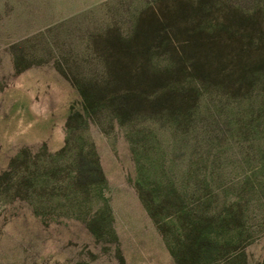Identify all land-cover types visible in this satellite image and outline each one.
Listing matches in <instances>:
<instances>
[{"label": "rangeland", "instance_id": "374dc122", "mask_svg": "<svg viewBox=\"0 0 264 264\" xmlns=\"http://www.w3.org/2000/svg\"><path fill=\"white\" fill-rule=\"evenodd\" d=\"M112 66L156 104L146 120L101 108L87 124L108 212L0 200V264H178L169 183L189 214L207 211L209 264H264V0H0V171L62 146L81 102L65 68L101 83Z\"/></svg>", "mask_w": 264, "mask_h": 264}, {"label": "trees", "instance_id": "16d2710c", "mask_svg": "<svg viewBox=\"0 0 264 264\" xmlns=\"http://www.w3.org/2000/svg\"><path fill=\"white\" fill-rule=\"evenodd\" d=\"M126 72L123 66L108 67L101 83H85L74 79V73L65 68L81 102L80 108H70L67 113L64 142L53 152L44 148L34 153L18 151L9 160L6 169L0 171L1 201L25 200L35 212L50 206L60 215L82 213L83 208L87 210L94 204L101 214L108 212L106 179L93 142L86 132L87 124L90 120L96 121L101 108L121 124L134 118L146 120V112L156 104L137 84L132 87L133 76ZM165 186L167 193L159 204L167 203L186 229L185 243L182 246L176 241L172 246L169 243V251L178 264L184 259H189L190 264H209L220 245L209 233L207 211L198 209L189 214L183 205L184 195L174 193L171 183ZM137 187L143 205L154 218L155 206L144 192V183L139 181Z\"/></svg>", "mask_w": 264, "mask_h": 264}]
</instances>
